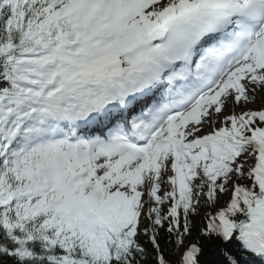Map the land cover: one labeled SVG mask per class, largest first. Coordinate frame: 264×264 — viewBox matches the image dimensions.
<instances>
[{
  "label": "snow or ice",
  "instance_id": "6c2138e0",
  "mask_svg": "<svg viewBox=\"0 0 264 264\" xmlns=\"http://www.w3.org/2000/svg\"><path fill=\"white\" fill-rule=\"evenodd\" d=\"M0 264H264V0H0Z\"/></svg>",
  "mask_w": 264,
  "mask_h": 264
},
{
  "label": "trees",
  "instance_id": "16d2710c",
  "mask_svg": "<svg viewBox=\"0 0 264 264\" xmlns=\"http://www.w3.org/2000/svg\"><path fill=\"white\" fill-rule=\"evenodd\" d=\"M162 243H163V242H162ZM170 247H172V246L169 245V246L166 247V249H165L166 253H167V251H168V249H169Z\"/></svg>",
  "mask_w": 264,
  "mask_h": 264
},
{
  "label": "rangeland",
  "instance_id": "374dc122",
  "mask_svg": "<svg viewBox=\"0 0 264 264\" xmlns=\"http://www.w3.org/2000/svg\"><path fill=\"white\" fill-rule=\"evenodd\" d=\"M258 105H252V107H257Z\"/></svg>",
  "mask_w": 264,
  "mask_h": 264
}]
</instances>
